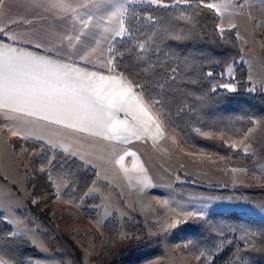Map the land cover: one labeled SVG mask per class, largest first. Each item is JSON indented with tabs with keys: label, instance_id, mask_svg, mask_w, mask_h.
Instances as JSON below:
<instances>
[{
	"label": "trees",
	"instance_id": "1",
	"mask_svg": "<svg viewBox=\"0 0 264 264\" xmlns=\"http://www.w3.org/2000/svg\"><path fill=\"white\" fill-rule=\"evenodd\" d=\"M216 1L207 0V3ZM168 3L167 8L155 6L149 0L128 6L125 22L132 30L131 35L117 38L110 45L116 52V74L135 82L133 92L146 97L148 112L185 148L251 163L252 156L227 143L244 138L254 126L252 121L264 120V92L250 90L246 67L237 64L240 49L236 31L228 29L221 33L218 14L204 7L202 0H188L186 4L168 0ZM141 43L144 50L139 47ZM232 65L233 77L225 78V71ZM172 68L177 71L172 73ZM171 76L175 79H170ZM224 85L236 90L229 92ZM156 98L163 103L157 104ZM9 145L14 152L26 148L22 156L31 164L26 203L41 227L48 232L65 231L68 226L80 223L84 229L92 230L85 223L95 212L85 207L99 203L96 198L86 197L96 177L95 171L39 142L13 137ZM33 153L36 155L32 156ZM50 159L52 165L48 164ZM49 175L69 184L62 200L71 206L62 205L63 210L54 214L51 207L56 194ZM183 188L209 196L237 194L264 198V187H238L233 191L203 185ZM80 203L83 212L72 207ZM133 220L122 227L124 231H136L137 236L131 239L121 238L118 232L121 226L116 218L103 224L107 236L98 264H141L163 257L159 242L146 235L142 218L135 214ZM180 231L184 235L177 241L178 251L189 256L190 264H264V224L254 218L226 210L207 218L190 217ZM45 242L48 244V240ZM49 245L55 253V246ZM57 245L65 248L61 242ZM74 255L80 262L81 253L75 251ZM0 256L10 258L12 264H32L28 260L36 257L25 238L12 235L1 214Z\"/></svg>",
	"mask_w": 264,
	"mask_h": 264
},
{
	"label": "rangeland",
	"instance_id": "2",
	"mask_svg": "<svg viewBox=\"0 0 264 264\" xmlns=\"http://www.w3.org/2000/svg\"><path fill=\"white\" fill-rule=\"evenodd\" d=\"M137 1L148 2L135 0ZM239 2L240 0H218L212 4L226 5L224 8H213L220 18L219 29L236 31L240 49L237 64L246 67L251 89L254 87V91L264 92V5L254 8L248 0H243V11H240L233 7ZM234 72L232 65L225 71V78L233 77ZM263 128L264 123L257 122L253 131L242 138L243 140H230L227 143L230 146L235 144V150L245 153L246 146L250 147L254 136ZM0 136L3 139L12 137L7 131ZM1 141L2 139L0 214L3 213L4 221L15 231V235H12L23 237L31 244L36 254V257L28 260L32 264H98L107 236V232L102 229L103 224L116 218L121 226V231H118L121 238L131 239L137 236L136 231H124L122 227L124 223L134 221V215L138 213H141L147 228L146 235L150 240L159 242L163 253L162 258L141 264H190L189 256L178 251L177 247V241L184 235L180 230L190 217L207 218L215 213L233 210L264 224V198L237 194L209 196L183 188L186 185L210 187L213 184H216L214 187L230 191L238 187H264V139L252 145L254 150L251 153L256 154V150L259 151L261 159L251 163L191 151L167 131L159 144L145 142L143 145L137 144L128 148L127 151L75 148L73 150L80 155L76 154L71 159L95 171L96 177L86 197L96 198L99 203L85 207L95 212V216L88 217L85 223L95 231L84 229L82 224L75 223L76 225L68 226L65 231L49 232L27 212L29 210L26 201L20 199L17 192V196L11 192L27 191L26 182L31 175V164L22 156L26 148L16 152L17 155H12ZM68 143L71 146L73 144L69 141ZM96 151H103L104 154L93 155ZM35 155L36 153L32 154ZM21 162L26 163V170L17 168ZM49 176L56 194L51 207V213L54 214L63 210L62 205L71 206L62 200V194L69 184L54 175ZM11 182H14L15 188L9 185ZM72 207L78 212L84 210L82 203ZM189 212L203 215L190 216L187 215ZM173 220L180 222L174 228L170 226ZM45 240H48V244ZM60 242L65 248L57 245ZM184 243L189 244L188 241ZM49 244L55 246L57 256L49 249ZM72 251L81 253L80 262Z\"/></svg>",
	"mask_w": 264,
	"mask_h": 264
},
{
	"label": "snow or ice",
	"instance_id": "3",
	"mask_svg": "<svg viewBox=\"0 0 264 264\" xmlns=\"http://www.w3.org/2000/svg\"><path fill=\"white\" fill-rule=\"evenodd\" d=\"M135 0H0V109L6 119H12L10 114H20L22 117L46 121L51 125H63L84 131L86 125L107 129L115 135L120 129L113 123L111 109L117 102L121 106H136L144 112L146 97L133 92L134 81L117 75L115 72L116 52L110 46L107 63L112 75H97L92 72H82L73 67L76 57L85 60L96 51L93 41L98 44L93 31L98 27V21L109 23L118 20V28H113L115 37L123 39L131 35V28L126 27L125 17L129 11L126 5ZM158 7H169L168 0H149ZM177 4H186L188 0H176ZM208 9L224 8L225 4L214 5L202 0ZM243 11V0L233 5ZM151 19V17H149ZM47 21V23H44ZM17 26H23L22 31H16ZM235 28V25L231 26ZM223 33V29H219ZM114 37V39H115ZM173 38L178 39V36ZM6 41H12V46ZM25 43L35 48L47 49L56 54V59L44 56H34L19 47ZM144 50L145 45H139ZM64 61V62H61ZM177 69L172 68L175 73ZM212 75L211 72L208 73ZM170 79H175L171 76ZM229 92L236 89L224 85ZM142 88V86H141ZM254 91L253 87L250 89ZM215 91V89H213ZM112 97L110 100L109 97ZM157 104L163 102L156 98ZM148 103H152L151 100ZM145 115L147 113L145 112ZM151 121L152 117L148 116ZM23 124H31L25 119ZM256 124V121H252ZM22 137L25 140H43L42 135H33L31 129H25ZM147 131V129H145ZM253 129L245 133L247 137ZM14 136L18 133L13 131ZM103 135L108 140L112 137ZM49 143L55 153L57 145ZM236 147L235 144L232 145ZM63 151L66 158L75 156V152ZM248 149L245 148L247 154ZM55 159V155H53ZM53 159L48 161L52 165ZM43 170V169H42ZM187 215H203L189 212ZM180 223L173 220L171 227ZM199 259V257H198ZM0 264H12L10 258L0 256Z\"/></svg>",
	"mask_w": 264,
	"mask_h": 264
},
{
	"label": "crops",
	"instance_id": "4",
	"mask_svg": "<svg viewBox=\"0 0 264 264\" xmlns=\"http://www.w3.org/2000/svg\"><path fill=\"white\" fill-rule=\"evenodd\" d=\"M248 3L251 4L254 8H257L259 7V5H264V0H248ZM129 5H126V7L128 8ZM44 23H47V21H44ZM118 26H119L118 20L113 21L111 23L105 20L98 21V27L94 28L93 31L95 32L96 40H99V43L97 44L95 40L92 42L96 51L90 54V56L85 60H80L79 57H76L73 63V67L79 68L82 72H88V73L95 72L97 73L98 76L112 75L111 72L109 71V65L107 63V60L109 58L108 49L112 44V42L117 38H119V37H115V33L113 31V28H118ZM15 30L22 31L23 26H17ZM3 42L4 41H0V43ZM6 42L12 46H17L16 44H13L12 41H6ZM19 47L23 48L25 51L31 53L34 56H44L46 58H50L54 60L57 58L55 53H50L47 49L35 48L25 43L19 44ZM109 99L111 100L112 97L110 96ZM3 112L4 110L0 109V134H3L5 133V131H7L9 132L10 137L12 136L11 138L18 137L23 139L22 137L25 134L24 130L31 129L33 135L36 134L42 135L44 139L38 141L32 138L28 140L42 143L51 149L49 143H47L50 141L57 145L56 151L63 154H65L63 149L67 148L68 151H72L75 152L77 155H80V153H77L75 150H73L79 147L96 148V149L108 148L112 151L118 149L120 152L127 151L126 149L131 147L133 148L137 146V144L143 145L145 142H148L149 144H159L166 136V131H164V129L155 121V119L152 117V115L148 112L146 108L144 109V112H141L136 106L130 107L127 104L121 106L119 102H117L115 106L111 109L112 121L117 126V128L120 129V131H118L115 135H113L110 132H107V129H101L90 125H86L84 131H78L76 128H68V127H64L63 125H51L43 120L22 117L20 116V114H10L13 118L6 119L5 116L2 114ZM145 112L147 113V115H145ZM148 116L152 117L151 121L148 120ZM25 119L31 120L32 123L28 125L23 124L22 121ZM256 122L264 123V120L256 121ZM254 128H255V124L251 129ZM145 129H147V131H145ZM13 131H16L18 134L14 136L12 134ZM97 133H106L112 138L106 140L103 138V135ZM262 136L264 139V128L254 136V142L250 144V147L248 148L246 146L249 151L248 153L254 156V160L260 161L261 158L259 157L260 152L257 150H256L257 152L256 154L251 153V150H254L252 145H254L255 142L258 143V141L260 142L261 140H263L261 139ZM0 139H2L1 142L4 143L6 148H8L7 152H9V154L17 155V153L14 152L10 147L8 141L9 139H3L1 136ZM68 141L73 142L72 146L71 144L68 143ZM98 151H96V153H94L93 155L104 154L103 151L101 152ZM25 164L26 163L21 162L17 165V168L22 167L24 170H26ZM9 185L12 188L16 187L14 182H11ZM212 186H216V184H213ZM11 192L16 196L18 193V196L21 197L20 199L24 201H26L29 198V193L27 191L26 192L11 191ZM139 215L141 216V213ZM12 233L15 235V231H12Z\"/></svg>",
	"mask_w": 264,
	"mask_h": 264
}]
</instances>
